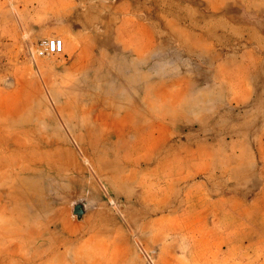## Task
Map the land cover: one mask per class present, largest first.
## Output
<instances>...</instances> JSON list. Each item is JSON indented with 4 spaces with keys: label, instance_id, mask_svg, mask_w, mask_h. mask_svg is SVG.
<instances>
[{
    "label": "rangeland",
    "instance_id": "rangeland-1",
    "mask_svg": "<svg viewBox=\"0 0 264 264\" xmlns=\"http://www.w3.org/2000/svg\"><path fill=\"white\" fill-rule=\"evenodd\" d=\"M207 1L0 0V264H264V42Z\"/></svg>",
    "mask_w": 264,
    "mask_h": 264
},
{
    "label": "crops",
    "instance_id": "crops-1",
    "mask_svg": "<svg viewBox=\"0 0 264 264\" xmlns=\"http://www.w3.org/2000/svg\"><path fill=\"white\" fill-rule=\"evenodd\" d=\"M235 2L238 4V6L240 5L239 0H226V2L223 3L219 8H214V4L211 2V0L207 1L204 3V9L200 10L201 14L197 17V23L202 27L207 26V22L213 20V17H215V19L218 17H232L234 19L240 20L241 23L246 25V27H248L252 32L256 33L260 37V41L264 42V7L262 5L249 7L242 1L241 7H239V12H230L229 7L236 6ZM128 20H130L128 14H123L122 25L124 24L123 22ZM211 22H209V24ZM60 38L64 39L66 48H70V38L68 36H62ZM262 66L264 67V62ZM252 84L253 86H256L255 83ZM253 94L254 93L252 92L250 95L251 98Z\"/></svg>",
    "mask_w": 264,
    "mask_h": 264
},
{
    "label": "built area",
    "instance_id": "built-area-1",
    "mask_svg": "<svg viewBox=\"0 0 264 264\" xmlns=\"http://www.w3.org/2000/svg\"><path fill=\"white\" fill-rule=\"evenodd\" d=\"M66 45L63 38L58 36L43 39L37 48V54L40 57L52 55V54H62L65 52Z\"/></svg>",
    "mask_w": 264,
    "mask_h": 264
},
{
    "label": "water",
    "instance_id": "water-1",
    "mask_svg": "<svg viewBox=\"0 0 264 264\" xmlns=\"http://www.w3.org/2000/svg\"><path fill=\"white\" fill-rule=\"evenodd\" d=\"M85 212H86V203L84 200L76 201L73 204L72 214L73 216H76L77 219L79 220L82 219Z\"/></svg>",
    "mask_w": 264,
    "mask_h": 264
}]
</instances>
